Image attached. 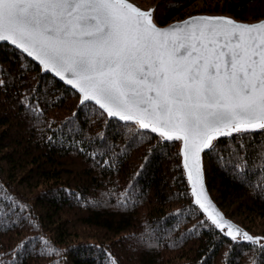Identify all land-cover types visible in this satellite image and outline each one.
<instances>
[{
    "label": "trees",
    "instance_id": "16d2710c",
    "mask_svg": "<svg viewBox=\"0 0 264 264\" xmlns=\"http://www.w3.org/2000/svg\"><path fill=\"white\" fill-rule=\"evenodd\" d=\"M134 1H149L160 26L195 14L250 23L264 19V0ZM0 79L9 85L0 91V202L26 205L23 215L35 225L0 228L4 260L28 238L27 248L44 249L45 255L26 264H260L258 245L239 238L232 243L214 228L189 233L204 217L192 204L179 142L165 143L136 124L102 117L99 108L79 104L73 90L54 86L51 75L7 45L0 46ZM37 85L34 95L43 111L38 119L26 118L17 93ZM241 143L246 170L235 167L243 164L237 155ZM260 151L264 132L223 138L204 154L203 169L207 190L224 215L264 237ZM132 186L128 206L119 207L118 199ZM51 246L62 255L49 258Z\"/></svg>",
    "mask_w": 264,
    "mask_h": 264
},
{
    "label": "snow or ice",
    "instance_id": "6c2138e0",
    "mask_svg": "<svg viewBox=\"0 0 264 264\" xmlns=\"http://www.w3.org/2000/svg\"><path fill=\"white\" fill-rule=\"evenodd\" d=\"M0 42L38 61L54 86L65 83L78 90L81 104L94 102L102 117L134 122L165 143L182 142L192 204L204 217L189 233L214 228L232 243L242 237L259 246L264 264V237L225 219L207 193L202 167V154L220 138L264 132V21L194 16L160 27L155 9L142 10L130 0H0ZM8 87L0 79V91ZM37 92L39 85L17 93L26 118L38 119L43 111ZM237 147L243 164L235 167L246 170L245 145ZM257 156L264 162V151ZM133 191L134 186L127 188L117 205L128 206ZM25 211L27 206L17 201L0 202V228H34ZM30 242L19 241L12 259L0 255V264H26L45 255L44 249H28ZM46 254L62 255L54 246Z\"/></svg>",
    "mask_w": 264,
    "mask_h": 264
},
{
    "label": "water",
    "instance_id": "95a60500",
    "mask_svg": "<svg viewBox=\"0 0 264 264\" xmlns=\"http://www.w3.org/2000/svg\"><path fill=\"white\" fill-rule=\"evenodd\" d=\"M130 2H132L135 6H138V5L135 4L132 0H130ZM138 7H140V6H138ZM140 8H141V7H140ZM141 9L147 11V10L155 9V8H154V7H150V8H147V9H143V8H141ZM194 16H223V17H227V18H231V19L235 20L234 18H232V17H230V16H225V15L195 14V15L188 16V17H186V18H184V19H182V20L173 21V22H171V23H169V24H167V25H164V26H160V25H159V26H160V27H168V26H170V25H173V24H176V23L183 22V21L189 19L190 17H194ZM235 21H237V22H242V23L252 24V23H257V22H260V21H264V19H261V20H259V21L252 22V23H250V22L238 21V20H235ZM1 45H7V46H10V47L14 48L13 46H11V45H9V44H7V43H3V42H0V46H1ZM14 49H15V48H14ZM15 50H17V49H15ZM17 51H18V50H17ZM18 52H20V51H18ZM20 53H21V52H20ZM21 54H23V53H21ZM23 55H24L25 57H27L25 54H23ZM27 58L39 67L41 73L51 75L50 73H45V72H43V70H42V66L39 65V62H38V61H35V60H34L33 58H31V57H27ZM51 76H52V75H51ZM62 84H63L64 86L70 88L71 90H73V91L78 95V97H79V104H81L82 94H79V93H78V90L72 88L71 86H68V85H66L65 83H62ZM87 103L93 104L94 106H96V107L98 108V106L95 105V103L92 102V101L85 102V103H83V104H87ZM83 104H81V105H83ZM109 119H114V120L119 121L118 118H109ZM119 122H122V121H119ZM122 123H133V124H135L134 122H122ZM136 125H137V124H136ZM137 126H138V125H137ZM138 127H139V126H138ZM145 131L150 132V130H145ZM150 133H151V132H150ZM152 134H153V133H152ZM154 135L157 136V134H154ZM223 138H227V137H223ZM223 138H220V139H223ZM220 139H219V140H220ZM175 142H179V144H180L179 152H181L182 142H180V141H175ZM216 142H217V141H216ZM205 153H206V152H205ZM205 153L202 154V167H203V156H204ZM180 156H181V155H180ZM181 164H182V168H183L182 156H181ZM183 170H184V169H183ZM184 173H185V170H184ZM203 174H204V169H203ZM185 177H186V173H185ZM186 180H187V178H186ZM204 180H205V175H204ZM187 183H188V182H187ZM205 185H206V183H205ZM188 186H189V189H190V185H189V184H188ZM206 190H207V187H206ZM190 193H191V191H190ZM207 193H208V195H209L211 201H212V202L214 203V205L216 206V208H217V209L223 214V216L225 217V219H226L228 222H230V223L234 224L235 226L239 227L242 231H246L244 228H242L241 226H239L237 223H235V222H233L232 220H230L229 218H227V217L224 215V213L220 210V208L216 205V203L212 200V198H211V196H210L208 190H207ZM192 199H193V198H192ZM246 232H247V231H246ZM247 233H248V232H247ZM249 234H250V233H249ZM250 235H251V234H250ZM252 236H253V235H252ZM253 237H261V236H253ZM239 239L243 240L242 237L239 238ZM263 242H264V241H263Z\"/></svg>",
    "mask_w": 264,
    "mask_h": 264
},
{
    "label": "rangeland",
    "instance_id": "374dc122",
    "mask_svg": "<svg viewBox=\"0 0 264 264\" xmlns=\"http://www.w3.org/2000/svg\"><path fill=\"white\" fill-rule=\"evenodd\" d=\"M135 4H137L138 6H140L141 8H143V9H147V8H150V7H154V6H151V5H149V1L147 2V1H144L143 3H141V2H137V1H134V0H132Z\"/></svg>",
    "mask_w": 264,
    "mask_h": 264
}]
</instances>
